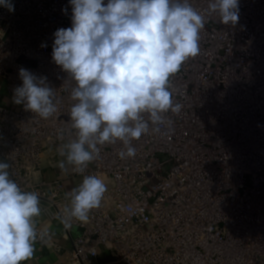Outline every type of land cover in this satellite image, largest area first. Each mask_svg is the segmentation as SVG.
I'll list each match as a JSON object with an SVG mask.
<instances>
[{"label": "built area", "instance_id": "built-area-1", "mask_svg": "<svg viewBox=\"0 0 264 264\" xmlns=\"http://www.w3.org/2000/svg\"><path fill=\"white\" fill-rule=\"evenodd\" d=\"M11 2L13 12L0 7V161L22 190L40 194L41 214L52 221H60L67 194L84 175L107 185L87 221L70 229L60 222L69 250L49 233L36 243L61 255L60 264H264V0H239L235 26L206 15L200 53L171 78L183 107L166 114L170 131L132 140L134 158H119V141L101 146L85 173L70 166L50 180L42 176L45 152L75 138L68 116L73 82L52 61L53 34L71 26V6ZM190 2L201 11L208 5ZM21 68L47 77L56 90L53 117L13 102Z\"/></svg>", "mask_w": 264, "mask_h": 264}, {"label": "clouds", "instance_id": "clouds-1", "mask_svg": "<svg viewBox=\"0 0 264 264\" xmlns=\"http://www.w3.org/2000/svg\"><path fill=\"white\" fill-rule=\"evenodd\" d=\"M71 26L54 32L52 61L73 82L68 116L75 138L59 154L62 171L71 166L77 174L100 157L101 146L123 148L120 159L134 158L132 140L150 132L165 134L182 104L174 99L171 78L182 65L200 53V33L206 15L215 14L225 25L239 21V0H208L203 11L190 0H69ZM0 7L14 11L11 0ZM67 12V8L63 10ZM46 45L42 44L41 47ZM22 84L14 89L13 102L42 119L57 112L56 90L47 77L21 68ZM10 164L0 161V264H25L38 239L40 194L24 191L10 178ZM107 191L96 175H84L67 195L69 203L58 213L66 229L73 221L85 222L101 206Z\"/></svg>", "mask_w": 264, "mask_h": 264}, {"label": "crops", "instance_id": "crops-1", "mask_svg": "<svg viewBox=\"0 0 264 264\" xmlns=\"http://www.w3.org/2000/svg\"><path fill=\"white\" fill-rule=\"evenodd\" d=\"M48 150L45 152L43 160L42 176L46 180L55 178L68 172L70 166H67L66 171H62L58 164L65 160V157L59 154V150ZM37 229L47 230V233L65 250L71 248L69 237L62 233V225L58 220H50L42 214L36 218ZM35 251L33 257L25 262V264H60L61 255H58L53 249L42 247L38 243L34 245Z\"/></svg>", "mask_w": 264, "mask_h": 264}, {"label": "rangeland", "instance_id": "rangeland-1", "mask_svg": "<svg viewBox=\"0 0 264 264\" xmlns=\"http://www.w3.org/2000/svg\"><path fill=\"white\" fill-rule=\"evenodd\" d=\"M24 64L27 66H33L34 65L33 62H25ZM4 87H5L4 83L0 80V102L2 104H4L5 99H6V93L4 91Z\"/></svg>", "mask_w": 264, "mask_h": 264}, {"label": "water", "instance_id": "water-1", "mask_svg": "<svg viewBox=\"0 0 264 264\" xmlns=\"http://www.w3.org/2000/svg\"><path fill=\"white\" fill-rule=\"evenodd\" d=\"M112 261H113V259H111V258L104 260V262H112Z\"/></svg>", "mask_w": 264, "mask_h": 264}]
</instances>
